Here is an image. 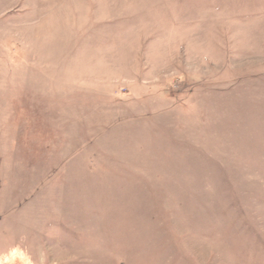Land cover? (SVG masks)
<instances>
[{
  "label": "rangeland",
  "instance_id": "374dc122",
  "mask_svg": "<svg viewBox=\"0 0 264 264\" xmlns=\"http://www.w3.org/2000/svg\"><path fill=\"white\" fill-rule=\"evenodd\" d=\"M0 264H264V0H0Z\"/></svg>",
  "mask_w": 264,
  "mask_h": 264
},
{
  "label": "bare ground",
  "instance_id": "6f19581e",
  "mask_svg": "<svg viewBox=\"0 0 264 264\" xmlns=\"http://www.w3.org/2000/svg\"><path fill=\"white\" fill-rule=\"evenodd\" d=\"M13 252H16V251H13Z\"/></svg>",
  "mask_w": 264,
  "mask_h": 264
}]
</instances>
